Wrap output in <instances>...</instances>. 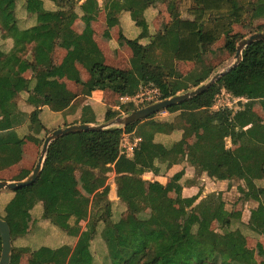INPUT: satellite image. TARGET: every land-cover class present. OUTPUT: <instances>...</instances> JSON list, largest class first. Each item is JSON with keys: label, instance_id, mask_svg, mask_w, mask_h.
I'll return each instance as SVG.
<instances>
[{"label": "trees", "instance_id": "trees-1", "mask_svg": "<svg viewBox=\"0 0 264 264\" xmlns=\"http://www.w3.org/2000/svg\"><path fill=\"white\" fill-rule=\"evenodd\" d=\"M19 1L0 0V171L21 159V141L13 131L12 119L16 98L29 88L17 70L21 62H27L35 71L36 85L32 93L35 98H40L36 103L48 106L54 112L63 111L70 103L65 87L54 78L64 75L76 81L74 62L79 59L94 79L91 90L135 96L142 86L153 85L159 89L160 100H163L196 88L209 79L211 72L203 66V56L221 36L225 37L227 53L235 55L236 46L243 38L232 34V25L243 23L244 14L249 22L264 18V0H194V21H182L179 12H173L164 33L154 34L148 44L143 45L140 41L149 38L143 12L155 2L167 1L111 0L104 9L107 19L117 22L120 13L129 12L141 31L137 39L125 40L132 53L131 68L120 71L101 63V54L92 40L89 24L100 11L97 0H86L79 7L75 0H50L55 11L46 10L41 0H22L25 16L35 18V24L27 29L19 27L18 20L20 22L22 18L17 15V10H21ZM77 8L86 25L81 36L71 29L78 19ZM258 30L264 31V28ZM6 40L12 42L7 52ZM58 40L73 47V54L65 58L59 72L52 68L53 50ZM176 61L194 62L201 70L184 80H174ZM261 90H264V41L248 46L243 51L242 61L203 94L166 109L169 114L178 113L179 126L176 122L157 121L155 114L124 128L69 134L53 141L38 179L31 186L12 191L14 197L0 219L7 222L11 241L23 235L18 214L30 211L37 203L42 205L41 219L70 236L77 233L80 220L89 219L90 225L80 234L73 249L68 246L40 247L31 251L12 246L10 264H20L22 257H27V264H95L90 242L97 221L104 224L101 236L110 264H257L253 253L245 246L246 236L258 237L264 230V124L258 122L253 111L254 95ZM221 91L245 102H238V111L213 110L215 98ZM39 115L40 111L35 110L28 119L37 130L41 127ZM117 116L118 113L108 111L105 121ZM88 123L83 117L81 124ZM201 125L205 127L202 140L190 148L187 163L197 174L207 172L214 180L235 178L244 183V187L239 188L243 199L258 204L250 212L247 226L240 224V213H225L220 194H213L195 206L197 197L179 200V208H192L201 222L189 234L181 231L171 235L181 226L173 220V202L165 197L157 182L149 184L145 196L134 200L142 209H150L149 218L125 212L113 222L112 205L108 200L98 194L91 203L74 198L77 173L91 175L90 186L96 191L105 185L106 174L113 171L117 197L122 204H129L133 201L129 193L137 171L157 175L159 170L155 168V162H166L167 168L177 162L173 144L155 143L154 138L181 132L180 139L187 140ZM132 133L140 142L132 158H127L120 153L119 145L124 134ZM226 139H240L239 148H227ZM24 150L29 152L31 148L26 146ZM25 165L24 160L19 167L23 169ZM179 177L176 175L173 179L177 181ZM89 205L98 209L91 217ZM216 213L226 218L220 233L211 229ZM71 217L76 219L72 228L68 225ZM234 225L240 227L231 229Z\"/></svg>", "mask_w": 264, "mask_h": 264}, {"label": "crops", "instance_id": "crops-1", "mask_svg": "<svg viewBox=\"0 0 264 264\" xmlns=\"http://www.w3.org/2000/svg\"><path fill=\"white\" fill-rule=\"evenodd\" d=\"M46 10L55 11L56 7L50 0H41ZM78 7L82 5L86 0H75ZM98 7L100 9L98 15L90 21V28L92 30V40L95 43L97 49L101 54V63L109 68L117 69L120 71H129L130 59L132 53L125 40L137 39L140 35V29L136 27L132 21L129 12H122L118 17V21L108 20L105 14V7L111 3V0H97ZM21 10H17L22 17L19 23L21 29L30 28L35 24L34 17H26L24 2L21 0L18 3ZM193 6L189 9V15L192 19H183L182 21H194ZM163 9L161 1L155 2L152 7H149L143 12V17L148 25L149 32L158 31L164 33L166 26L162 30L157 28L155 24L160 13ZM166 9H168L166 7ZM167 12L170 10H166ZM78 19H76L71 27L75 35L81 36L85 30L86 25L81 21V13L79 8L76 9ZM207 19V16L205 17ZM261 20V19H259ZM258 21V20H257ZM29 23V25H27ZM158 29V30H156ZM138 36V37H137ZM225 37L221 36L217 42H215L203 56V60L208 55L217 43ZM225 42V41H224ZM7 51L12 47V42L6 40ZM225 47V45H224ZM73 54V47L63 41L58 40L55 43L52 56V68L59 72L62 70L63 63L66 57ZM181 62V61H177ZM185 63V62H182ZM193 63V62H187ZM126 65L129 67H126ZM74 68L77 71V80L72 81L64 75H58L54 78L58 84L63 85L68 93L69 106L61 112H54L48 106L37 104L32 90L36 85L35 71L29 66L27 62H21L18 65V73L21 77L28 82V91L21 92L16 98V112L13 116V131L21 141V159L19 162L3 169L0 173H5L8 170L18 168L28 158V152L25 147L31 148L33 154H36L37 147L40 141H44L48 134L56 129L65 128L70 125L81 124V120L87 119L89 125H102L105 122V115L108 111L118 113V116L126 115L125 111L131 106L129 99L132 96L116 94L109 90H91L94 79L86 70L82 64V61L76 60L74 62ZM211 76V75H210ZM89 92V93H87ZM264 93V90L257 92L254 95L253 111L255 113V105L257 101L264 102V95L258 98V95ZM229 95V94H228ZM229 98L233 102H245V100L235 99L229 95ZM230 108V107H229ZM39 110V121L41 127L35 128L28 122L29 117L35 111ZM86 110V112H85ZM131 112V111H130ZM166 113V114H165ZM169 113L162 111L157 115L162 117L168 116ZM259 118V117H258ZM264 124V122H260ZM205 130L203 125L199 126L193 136L187 140H181L178 136L174 139L173 136H156L154 138L155 143H172L173 149L176 151L177 162L171 167L167 168V163L155 162V168L159 170V173L153 174L148 171H137L136 178L133 181V187L129 193L130 198L133 200L129 204H122L117 197V185L115 181V173L113 171L106 174L105 185L98 190H93L90 186L92 179L91 175L84 173H77L75 175L77 186L74 198L77 200H88L90 203L95 194H98L101 198L108 200L111 203V219L113 222L118 221L119 217L125 213H131L134 216L149 218L151 216L150 209H142L138 206L134 200L136 198L143 197L147 194L149 184L157 182L164 190L165 197L173 202L171 207V213L173 220L181 226V229L171 233V235H177L181 231L189 234L191 230L195 229L201 222L199 215L192 212V208L186 206L179 208L177 202L179 200H189L197 197L195 205L201 200L205 199L209 195L221 196L223 202V209L225 213L238 212L241 214L240 224L244 226L248 225L250 212L258 207V204L254 200H244L243 194L239 191L240 183L236 184L237 179L217 181L212 179L207 172L196 173L193 166L187 163V157L189 150L192 146L198 145L202 140V134ZM130 140L136 137L132 134H125ZM177 137V136H176ZM231 143L234 141L231 140ZM236 142V141H235ZM236 150V148H231ZM31 159V158H30ZM29 160V158H28ZM22 168V167H21ZM20 168V169H21ZM19 169V168H18ZM31 174V167L27 169H21V171L11 180L22 181L25 180ZM180 176L177 181L173 179L174 176ZM235 194L237 196H235ZM232 197V205H227L229 201H226L225 197ZM14 194L10 190H0V217H4V210L7 204L13 199ZM234 197L237 199L235 200ZM242 197V200L239 199ZM237 201V202H236ZM236 202V203H235ZM231 203V202H229ZM91 205H89V217L93 215L94 211ZM42 205L37 203L30 211H23L18 214V221L22 229L23 235L19 236L11 241L12 246L17 248H27L31 251L37 250L40 247H47L50 249H58L63 246H68L73 249L78 241V237L83 231H86L90 225L89 219L80 220L78 222V230L75 236H70L66 231H62L58 227L53 226L48 221L41 219ZM225 216L221 213H216L211 229L214 232L220 233L223 230V223ZM76 219L71 217L68 221V225L72 228L75 227ZM237 226H231V229H235ZM104 228V224L101 221H97L95 226V234L90 242V250L93 256L95 264H110L108 258L107 247L101 236V232ZM254 244V245H253ZM246 250L253 253L255 262L257 264H264V230L261 236L246 237ZM260 257V258H259ZM261 259V260H260ZM27 257H22L20 264H27Z\"/></svg>", "mask_w": 264, "mask_h": 264}, {"label": "rangeland", "instance_id": "rangeland-1", "mask_svg": "<svg viewBox=\"0 0 264 264\" xmlns=\"http://www.w3.org/2000/svg\"><path fill=\"white\" fill-rule=\"evenodd\" d=\"M167 2H162L163 5V11H161L160 13V17H158V19L156 20L155 24L157 25V28H160V30H162L164 28L165 25H167L168 23H170L171 21V14L173 12H179L180 17H182L183 19H192V17L189 15V9L192 7L193 4V0H166ZM166 7L168 9H166ZM166 10H170L167 12ZM19 17H21L19 15V13L17 14ZM244 22L240 23V24H233L232 25V34H237L240 37H242L243 39H247L250 35L255 34V33H264V31H259V28H264V18L261 20H255V21H251L249 22V18L248 16H246L244 14L243 16ZM206 20V18L204 19ZM167 23V24H166ZM29 25V23L27 24ZM158 30V29H156ZM159 33L158 31H154V32H149V38H146L144 40H141L140 43L143 45L148 44L149 40L151 39V36H153L154 34ZM138 37V36H137ZM136 39V38H135ZM225 39L222 38L216 45V47H214V50H212V52H210L208 55L205 56L204 60H203V66L209 70L211 72V76L209 77L208 80H210L215 74H217L218 72H221L222 70H225L227 67L230 66V64L233 63L234 61V56H230L224 45H225ZM126 67H128L126 65ZM130 67V66H129ZM128 67V68H129ZM200 65H197L196 63H182V62H175L174 63V80H180V79H185L187 76H189L190 74L196 73V71H200L201 68ZM207 80V81H208ZM207 81H205L202 84H205ZM195 88H190V90H188V92L194 90ZM184 92L181 91L178 93V95L183 94ZM139 98L135 99L133 101V103H131V106L128 107V113H130V111L133 110H137L140 109L142 107H145L151 103H153V101L150 99L152 98V95L148 92L146 93H138ZM264 95V93H261L258 95V98L260 99V97H262ZM154 98V97H153ZM152 98V99H153ZM215 100H219V107L220 106H225L226 104H230V108L233 111H238L240 108L238 106V102H233L230 98L229 95L225 92H221L220 94H218L217 99L215 98ZM226 108V107H224ZM255 109H256V115L258 118V122H264V102L263 101H257L256 105H255ZM126 113V112H125ZM126 113V114H128ZM166 114V113H165ZM178 113L175 114H168V116L166 117H162V115H155V120L157 121H163V122H176L175 124L177 126L181 125V122L179 120H177ZM117 118V117H116ZM115 119V118H114ZM114 119L105 122L104 124L110 123L111 121H113ZM174 139H177L178 136H181V132H178V134L174 133L173 135ZM177 136V137H176ZM42 145H43V141L39 142V145L37 147L36 150V154H33L34 151H29L28 152V158L26 160V164L25 166H23V169H27L28 166L31 167V172L38 160V157L40 155L41 149H42ZM225 145L227 148H239L240 146V139L236 140V142L234 141L233 143H231L230 139H226L225 140ZM31 158V159H30ZM21 167H19V169L16 167L12 170H8L5 173H0V180H4V181H9L11 179H13L20 171ZM240 183V187H244V183L242 181H237L236 184ZM235 196H237L235 194ZM237 198V197H236ZM235 197L234 199L237 200ZM226 201H229L231 203L228 202L227 205H232V200L233 198L228 196L224 198ZM242 200V197L239 199ZM237 202V201H236ZM235 202V203H236ZM240 227V225H234L233 227ZM247 235V234H246ZM247 237V236H246ZM253 237V236H252ZM254 245V244H253ZM24 258V257H23ZM260 258V257H259ZM261 260V259H260Z\"/></svg>", "mask_w": 264, "mask_h": 264}, {"label": "water", "instance_id": "water-1", "mask_svg": "<svg viewBox=\"0 0 264 264\" xmlns=\"http://www.w3.org/2000/svg\"><path fill=\"white\" fill-rule=\"evenodd\" d=\"M259 41H264V33H255L250 35L247 39H242L236 46V52L234 55V61L227 67L225 70L218 72L215 74L210 80H208L205 84H201L200 86L196 87L194 90L190 92H184L180 95H175L167 99L160 100L154 104L147 105L137 110H133L130 113L119 116L115 118L113 121L107 124L102 125H89V124H77V125H70L65 128L56 129L50 134L43 141L42 149L38 160L31 172V174L22 181H4L0 180V190H10L16 191L22 188H26L31 186L35 183L38 179L43 164L45 162L49 146L53 141L56 139L69 135V134H76L88 131H102L109 128L114 127H127L129 125L138 123L143 121L159 112L165 111L166 109L186 102L192 98H195L205 91H207L217 80H219L224 74L228 73L231 69L236 67L242 61L243 51L250 46L251 44ZM0 242H1V252H0V264H10L11 258V232L9 226L6 221L0 219Z\"/></svg>", "mask_w": 264, "mask_h": 264}, {"label": "built area", "instance_id": "built-area-1", "mask_svg": "<svg viewBox=\"0 0 264 264\" xmlns=\"http://www.w3.org/2000/svg\"><path fill=\"white\" fill-rule=\"evenodd\" d=\"M140 94L142 93H150L152 95V98H150L153 103L151 104H154L158 101H160V97H161V93L159 91V89L153 85H147V86H142L139 90ZM138 92V93H139ZM221 92H224V91H221ZM138 93L135 95V96H132L129 101L133 103V101L135 99H138L139 98V95ZM218 95L216 96V99H217ZM220 103V101L218 100H215L214 101V105L212 107L213 110H219V109H223L224 107L226 108H229L230 104H226L225 106H218ZM150 105V104H149ZM231 109V108H229ZM140 142V139L139 138H135L133 140H130L129 138L126 137V135L124 134L121 138V141H120V145H119V148H120V153L123 154L124 156H126L127 158H132L133 156V152H134V149L137 147V145L139 144Z\"/></svg>", "mask_w": 264, "mask_h": 264}]
</instances>
